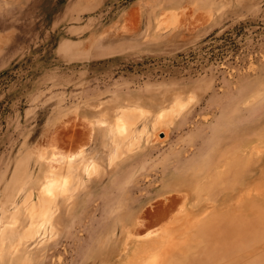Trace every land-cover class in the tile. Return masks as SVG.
Here are the masks:
<instances>
[{"label": "rangeland", "instance_id": "obj_1", "mask_svg": "<svg viewBox=\"0 0 264 264\" xmlns=\"http://www.w3.org/2000/svg\"><path fill=\"white\" fill-rule=\"evenodd\" d=\"M263 128L264 0H0V264H264V156L175 192Z\"/></svg>", "mask_w": 264, "mask_h": 264}, {"label": "bare ground", "instance_id": "obj_2", "mask_svg": "<svg viewBox=\"0 0 264 264\" xmlns=\"http://www.w3.org/2000/svg\"><path fill=\"white\" fill-rule=\"evenodd\" d=\"M243 93L244 92H241L239 95L240 96H242L243 95ZM182 104V103H181ZM180 107V106H179ZM127 108H129V107H127ZM126 108V109H127ZM120 109V108H119ZM126 109H124V110H126ZM123 110V111H124ZM128 110V109H127ZM126 110V111H127ZM130 110H132L131 108H130ZM120 111H122V110H120ZM125 111V112H126ZM134 113H136V112H134ZM123 114V113H122ZM131 115H134V114H132V112L130 113V116ZM136 116H137V114H135ZM124 116L125 117H127L129 120L127 121V122H124V119H121L120 117V119H119V122L117 123V125H120L119 127H121V128H123V130H124V128H125V130H126V127H127V125L129 124H133L134 123V121L132 120V119H130V118H132V117H130L129 115H128V113H124ZM232 114H228L227 115V117H226V121H231V123H232ZM130 117V118H129ZM137 118V117H136ZM133 119H134V117H133ZM245 119H247V117H242V119L241 120H245ZM120 120H123V121H120ZM140 120V119H139ZM138 121V120H137ZM226 121L224 120V124L226 123ZM230 124V123H229ZM128 125V126H129ZM133 126V125H132ZM135 126V125H134ZM226 126V125H225ZM225 126L223 127V128H225ZM118 127V126H117ZM118 127V128H119ZM227 128H226V130H229V128H228V126H226ZM117 128V129H118ZM121 128H119L120 129V131H123V130H121ZM112 130H116V128H114V129H112ZM125 130H124V132H125ZM113 131V132H114ZM130 131V130H129ZM112 132V133H113ZM245 132V133H244ZM244 132H236V133H229V132H227V135L225 136V138H222V140L220 141V144H221V146H222V149H218L216 152H214L213 153V155L211 156V158H210V161H209V165L207 166V168L209 169V168H211V171L212 170H214L216 173H217V176L216 177H210V178H213V181L217 178V177H219L220 179L223 177V175H225V174H227L229 177H230V179H231V181L229 182V184L228 185H222L221 187H219V189H221V190H223L224 191V193L223 194H220L219 192H218V188L216 189V190H213L211 187H212V185L211 186H209V188H204L202 185H193V186H183V185H181V184H179L178 186H176L175 187V192H177V191H181V190H185L186 191V193H184L185 194V197H186V199H187V201H186V203L183 205V208H182V210H183V213H187V216H190V215H188L190 212H191V210H190V205H191V200H192V198L193 197H200V200H201V198H202V200L203 201H206V202H208L211 206H212V209H213V214H211V217H208V214H209V211L207 210L205 213H203V216H207V217H205L204 219H203V222L199 225V226H197V228H196V233L197 234H207L211 229H210V227H212L211 225H210V221L212 220V219H214V217H215V215L217 214L216 212H217V202H218V199H220L219 197L221 196V197H227L228 195H229V191L230 190H233L234 188H236V187H238V185H242V184H244L245 182H246V180H247V174H248V169H249V166H250V157H252V155H254V154H256V158H259V156H264V143H263V145H261L257 150H252L251 149V146H250V141H251V137L249 136V132L247 133L246 131H244ZM263 132H264V128H263ZM111 134V133H110ZM121 134V132L118 134V135H120ZM117 135V132H116V134L114 133V135H112L113 137H115ZM128 136H130V134L128 135ZM112 137V138H113ZM124 137L126 138V136L124 135ZM118 138H121L120 136L118 137ZM123 138V137H122ZM130 140H131V138H130ZM112 142H114L113 140H112ZM126 143V142H125ZM131 144V143H130ZM115 145H116V147H115V150H114V152H113V154H111V156H110V160H113L114 158H117V156H118V149H119V146L121 147L122 145H119V142L117 141V140H115ZM126 145H128V144H126ZM133 145V144H132ZM223 145L225 146V147H223ZM127 147H129V146H127ZM121 149V148H120ZM119 149V150H120ZM123 151V150H122ZM125 151H123V153H124ZM239 152L240 153H242L241 155H239ZM120 153V152H119ZM198 153V152H197ZM121 154V153H120ZM72 157V156H71ZM242 157V158H241ZM181 161H186L187 159H188V156L187 155H185L184 157H178ZM244 159V161H243V164L241 165V167H239L238 169H241L242 171L241 172H237L236 170H235V168H234V165H236V164H239V160H243ZM88 164V163H87ZM100 166V163H98L97 161H93V163H92V165L90 166V169H93V170H95V169H97L98 167ZM67 168V167H66ZM261 170H260V173L261 174H263V176H264V165H262L261 166V168H260ZM250 170H252V169H250ZM87 172V171H86ZM90 172V170H88V173ZM92 172V171H91ZM236 172L237 173H239L240 175H237L236 174ZM259 172V171H258ZM65 173V172H64ZM71 173V172H70ZM51 174V173H50ZM58 174V173H57ZM211 174H209V176H210ZM63 176V175H62ZM63 177H65V176H63ZM62 177V180L61 181H65V178H63ZM264 178V177H263ZM64 179V180H63ZM197 179V178H196ZM69 180V179H68ZM264 180V179H263ZM197 181H199V179H197ZM47 182H49V181H47ZM47 182H46V184L45 185H47ZM68 182V181H67ZM264 182V181H263ZM57 183V182H56ZM50 184V186H52L53 187V185L55 184V182H54V184L52 185V183H49ZM48 184V185H49ZM65 185L66 184H64L62 187L64 188L65 187ZM50 186H45V188L46 189H48L49 191L50 190H52V188L50 187ZM50 187V188H49ZM48 190L46 191L47 193H48ZM50 192H52V191H50ZM61 193V192H60ZM49 194V193H48ZM178 195V194H177ZM51 196H52V193H51ZM176 196V195H175ZM179 196V195H178ZM177 196V197H178ZM174 197V196H173ZM182 198V197H181ZM174 201H178V199L176 200V199H173ZM172 200V201H173ZM138 201V200H137ZM136 201V202H137ZM173 201V202H174ZM224 202L226 201V200H223ZM221 202V201H220ZM223 202V203H224ZM207 203V204H208ZM219 203V202H218ZM220 204V203H219ZM172 206H174V205H172ZM176 212V211H175ZM180 212H181V210H180ZM179 213V212H178ZM178 213H176V215L178 214ZM192 213V212H191ZM197 213H195L194 215H196ZM201 215V214H200ZM210 215V214H209ZM183 217L184 215H182V212H181V215H180V217ZM173 217H175L174 215H173ZM197 218H194L195 220H194V222H196L198 219H199V217L198 216H196ZM179 218V217H178ZM177 218V216H176V218H173V219H171L172 221L173 220H175V219H178ZM185 218H186V216H185ZM180 219V218H179ZM189 219V218H188ZM181 220V219H180ZM191 220V219H190ZM176 221H178V220H176ZM179 222V224H176L175 222H174V224L177 226H179L180 225V222L181 221H178ZM185 222V221H184ZM192 222V221H191ZM39 223V222H38ZM193 223V222H192ZM184 224V223H183ZM183 224H181V225H183ZM191 224V223H190ZM173 226L172 228H171V226L170 227H165L164 226V228H161L162 229V231H166L167 230V228H170V229H172L173 230V228H175L176 226ZM32 228H33V226H32ZM163 229H166V230H163ZM32 230V229H31ZM169 230V229H168ZM167 230V231H168ZM172 230H171V232H172ZM159 231V230H158ZM157 231V232H158ZM161 231V230H160ZM160 231L158 232L159 234H160ZM180 231V230H179ZM31 232V231H30ZM171 232H170V234H171ZM182 232V231H181ZM158 233H157V235H158ZM179 234H180V232H178ZM0 234H1V232H0ZM166 234V233H165ZM169 234V233H168ZM31 235V234H30ZM44 235V234H43ZM154 235V234H153ZM177 235V234H176ZM158 236H160V235H158ZM169 236V235H168ZM173 236V235H172ZM172 236H170V237H172ZM155 237V236H154ZM166 237V236H165ZM197 239H199V240H201V238L199 237V238H197ZM152 240V239H151ZM165 240V239H164ZM163 237L162 238H159V239H155V241H153V242H149V243H151L152 244V246H155L156 248H157V245H160L163 241ZM195 241H197V240H195ZM150 258H151V256H149ZM150 258H147V259H145L141 264H149V262L152 260V259H150Z\"/></svg>", "mask_w": 264, "mask_h": 264}]
</instances>
